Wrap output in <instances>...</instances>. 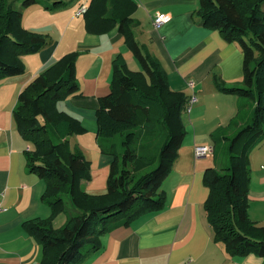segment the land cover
Instances as JSON below:
<instances>
[{
	"label": "trees",
	"instance_id": "trees-1",
	"mask_svg": "<svg viewBox=\"0 0 264 264\" xmlns=\"http://www.w3.org/2000/svg\"><path fill=\"white\" fill-rule=\"evenodd\" d=\"M13 1L0 0V81L23 74L22 55L50 43L48 34L24 26L23 11ZM43 1L23 0L22 7ZM62 3L53 0L45 6L56 8ZM263 4L264 0H200L196 10L200 23L219 30L226 41L239 42L244 51L243 82L230 85L214 78L220 90L245 100L229 126L213 133L217 165L204 174L210 188L204 208L214 239L222 241L232 256L264 257V225L249 215L250 153L264 140ZM136 7L134 0H90L85 13L86 28L92 33H107L120 24L128 47L143 66L142 71L131 70L124 54H116L111 90L100 97L98 144L103 153L113 156L106 192L86 190L90 161L70 143L71 135L86 128L58 105L80 90L78 52L64 55L19 93L14 118L24 139L33 143L25 151L27 169L45 181L41 198L52 209L51 216L22 224L43 248L41 264H83L102 249L105 233L131 225L166 204L162 184L186 135L182 113L188 97L170 88L161 61L136 39ZM222 142L226 150L219 154ZM63 212L67 220L56 228L54 220Z\"/></svg>",
	"mask_w": 264,
	"mask_h": 264
},
{
	"label": "crops",
	"instance_id": "crops-1",
	"mask_svg": "<svg viewBox=\"0 0 264 264\" xmlns=\"http://www.w3.org/2000/svg\"><path fill=\"white\" fill-rule=\"evenodd\" d=\"M83 1L63 0L56 8L45 6L53 0L15 6L23 11L24 26L48 34L50 43L36 53L22 55L23 74L0 81V200L8 207V211H0V264H41L43 248L22 224L34 217L51 216L52 209L41 198L45 181L27 169L25 151L33 148V143L19 132L13 110L21 90L70 52H78L80 90L58 105L86 128L70 137L72 148L79 147L90 161L92 172L86 190L100 194L108 189L113 156L103 153L98 144L100 97L111 90L116 54H124L131 70L142 71L143 66L128 47L120 24L107 33L87 30L85 14L77 15ZM134 1L133 17L139 21L134 27L136 39L161 61L172 90L197 99L191 112H186L185 106L183 109L186 135L162 184L165 206L105 233L102 249L83 264H264V257L256 254L230 255L225 244L214 239L204 208L210 193L204 174L217 165L213 133L229 126L245 100L237 93L220 90L214 78L230 85L243 82V48L199 22L196 10L200 0ZM157 12L171 15L160 27L152 20ZM199 144L212 145L213 152L197 156ZM250 165L249 215L264 225V140L251 151ZM65 218L58 214L54 225L59 226Z\"/></svg>",
	"mask_w": 264,
	"mask_h": 264
},
{
	"label": "built area",
	"instance_id": "built-area-1",
	"mask_svg": "<svg viewBox=\"0 0 264 264\" xmlns=\"http://www.w3.org/2000/svg\"><path fill=\"white\" fill-rule=\"evenodd\" d=\"M89 7V0H84L80 7L77 9V15H83L87 12ZM171 15L165 12H157L153 15L152 20L156 27L162 26L165 22H167L170 19ZM191 86H194L195 83L193 81L190 82ZM197 97L195 95L188 98L186 105H185V111L191 112L192 110V104L196 101ZM196 155L202 156L213 152V146L210 144H199L195 148ZM8 211V207L5 206L3 203V200H0V211Z\"/></svg>",
	"mask_w": 264,
	"mask_h": 264
},
{
	"label": "rangeland",
	"instance_id": "rangeland-1",
	"mask_svg": "<svg viewBox=\"0 0 264 264\" xmlns=\"http://www.w3.org/2000/svg\"><path fill=\"white\" fill-rule=\"evenodd\" d=\"M13 6L15 7V6H19V7H21L22 6V0H21V2H20V5L17 3V0H14L13 1ZM19 7H17V8H19ZM262 7H263V9H264V4L262 5ZM231 130H235V129H237L236 127H231L230 128ZM227 146V145H226ZM223 148H224V150H226L225 149V145H224V143L222 142V144H219V146L217 147V151L219 152V154L220 153H222L223 152ZM225 155H226V151H225ZM219 163H220V159H219ZM62 214V216L63 217H66L62 222H60L61 224L59 225V226H55L56 228H59V227H61V226H63L64 224H65V222H66V220H67V213H65V212H63V213H61Z\"/></svg>",
	"mask_w": 264,
	"mask_h": 264
}]
</instances>
